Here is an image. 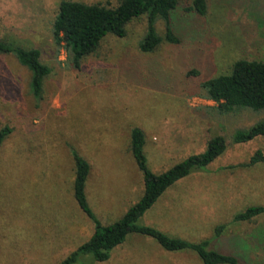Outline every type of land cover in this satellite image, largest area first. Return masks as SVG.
<instances>
[{
	"label": "rangeland",
	"instance_id": "obj_1",
	"mask_svg": "<svg viewBox=\"0 0 264 264\" xmlns=\"http://www.w3.org/2000/svg\"><path fill=\"white\" fill-rule=\"evenodd\" d=\"M61 0H0V39L37 49L50 68L41 97L29 93L30 73L12 55L0 56V264H59L92 232L73 196L71 149L88 163L86 197L101 224L119 219L143 191L132 160L129 133L141 128L150 172L159 174L205 150L218 134L228 143L205 171L170 187L140 219L163 234L196 242L225 224L212 248L237 251L234 235L263 224H231L251 206H264V164L224 170L264 153V137L231 145L237 129L264 120V112L220 114L200 84L226 75L238 60H264V0H207L203 17L176 10L170 28L179 44L164 41L154 53L137 44L146 16L133 20L123 38H105L79 67L51 37ZM116 6L117 0H81ZM154 30L161 39L163 21ZM198 76H187L191 71ZM86 260V264H90ZM97 264H201L190 252L160 249L147 236H126L109 260Z\"/></svg>",
	"mask_w": 264,
	"mask_h": 264
},
{
	"label": "trees",
	"instance_id": "obj_2",
	"mask_svg": "<svg viewBox=\"0 0 264 264\" xmlns=\"http://www.w3.org/2000/svg\"><path fill=\"white\" fill-rule=\"evenodd\" d=\"M176 10L186 18L203 17L207 12V0H117L116 6L61 0L51 23V37L54 44L65 51L67 59L79 67L82 60L98 51L105 38H123L127 25L145 15L146 30L137 46L142 52L154 53L162 41L180 43L170 28L171 16ZM156 20L163 21L162 39L154 30ZM4 55L14 56L17 63L29 71V93L38 101L44 80L50 74V68L40 61L39 50L24 49L0 39V56ZM187 76L196 77L198 72L191 71ZM200 88L203 98L214 102L220 114H235L242 110L264 112V60H238L232 64L228 74L206 79ZM10 132L8 125L0 129V145ZM259 137H264V120L246 129L235 130L230 136V144H245ZM144 144L143 130L139 127L131 129L128 150L141 174L143 191L138 201L119 219L106 225L96 218L87 201L85 181L89 172L88 163L76 150L71 149L73 196L81 212L91 221L92 232L59 264H86L87 259L90 264L104 263L109 260L112 250L122 244L128 235L147 236L166 252L193 253L201 264H264L263 224L254 226L243 235L232 236L237 243V251L223 254L210 247V244L212 240L223 236L225 224L215 225L210 237L193 243L167 236L140 221L147 210L178 180L193 172L205 171L212 160L224 154L228 147L226 139L218 134L209 137L204 151L187 156L159 174L147 168ZM260 163L264 164V153L257 150L246 163L223 169L249 168ZM263 215L264 206H251L235 214L231 224L250 223Z\"/></svg>",
	"mask_w": 264,
	"mask_h": 264
}]
</instances>
